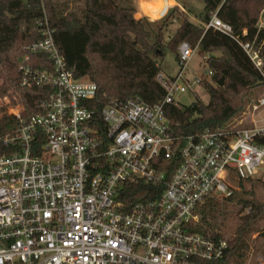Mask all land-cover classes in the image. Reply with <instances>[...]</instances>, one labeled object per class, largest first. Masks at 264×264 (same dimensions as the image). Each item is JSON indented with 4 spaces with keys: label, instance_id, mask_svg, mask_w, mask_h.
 Listing matches in <instances>:
<instances>
[{
    "label": "built area",
    "instance_id": "1",
    "mask_svg": "<svg viewBox=\"0 0 264 264\" xmlns=\"http://www.w3.org/2000/svg\"><path fill=\"white\" fill-rule=\"evenodd\" d=\"M163 0L160 18L173 5ZM232 37L260 72L264 12L252 39L234 34L217 13L204 24ZM41 38L28 47L19 69L25 88L48 91L39 113L23 119V106L10 107L17 126L0 133V264H213L229 242L197 227L210 199L235 194V183L256 176L264 164V123L241 130H206L182 144L171 134L167 106L195 91L213 72L192 80L186 69L198 47L179 45L175 75L161 71L164 98H110L98 111V85L77 76L61 53L47 16ZM247 31L244 30V35ZM41 53L51 69L29 64ZM207 60V56H202ZM255 111L264 109V97ZM264 122V120H263ZM264 174V172H263ZM163 190L152 199L130 201L131 184ZM128 198V200H127Z\"/></svg>",
    "mask_w": 264,
    "mask_h": 264
},
{
    "label": "trees",
    "instance_id": "2",
    "mask_svg": "<svg viewBox=\"0 0 264 264\" xmlns=\"http://www.w3.org/2000/svg\"><path fill=\"white\" fill-rule=\"evenodd\" d=\"M204 2L205 9L200 16L203 23H194L184 16L174 38L165 43V25L174 11L179 10L178 6L173 7L163 22L154 24L146 16H136V0H84L81 12L63 10L56 0H0V98L9 96L11 103H21L25 120L39 113V104L48 91L38 86L23 87L19 65L21 57L29 52L28 47L41 38V22L47 16L68 65L74 68L77 76H88L98 85V111L113 97L138 96L152 105L160 102L165 90L157 76L163 71L161 62L167 48L174 52L182 41H189L193 47H198L199 53H209L207 64L213 73L209 80L202 82L210 94L209 101L204 103L197 97L186 107L171 104L166 113L171 134L182 144L188 136L197 137L206 130H218L239 113L251 90L264 83V69L260 72L232 37L213 28L206 29L204 24L217 13L232 25L235 35L252 39L264 12V0ZM260 39H264V29ZM216 52L221 53L220 56H215ZM29 54V64L34 67H53L47 55ZM262 54L264 57V45ZM16 126L17 120L8 114L7 105L1 106L0 133L5 134ZM256 140L264 145V134ZM3 152L11 153L12 150L0 144V154ZM242 180L245 179L239 180V184ZM131 186L130 201L155 198L164 188L160 185L155 189L144 181ZM262 187L264 190V182ZM233 198L234 195L224 198V203L210 199L199 210L198 229L229 242L225 258L213 264H242L250 252L252 234L259 232L264 237V225L259 228L260 221L264 220V200L240 199L239 212L249 207L251 211L241 216L233 234L228 235L223 230V219L235 217L228 209ZM231 258L235 259L234 263L230 262Z\"/></svg>",
    "mask_w": 264,
    "mask_h": 264
},
{
    "label": "rangeland",
    "instance_id": "3",
    "mask_svg": "<svg viewBox=\"0 0 264 264\" xmlns=\"http://www.w3.org/2000/svg\"><path fill=\"white\" fill-rule=\"evenodd\" d=\"M60 7L64 10H72L75 9L76 11L81 12L84 7V0H56ZM137 5L140 0H136ZM179 10H175L173 13L172 18L169 22L165 25L164 28V42L169 43L173 38L174 35L179 28L184 16L190 20L198 22V24L203 23L201 19V15L205 9V2L204 0H177ZM164 4V3H162ZM162 4H143L146 12L149 16H146L151 20V22L161 23L163 20L160 18V10L162 9ZM167 4H174L173 0H168ZM174 6V5H173ZM183 12H182V11ZM138 18L142 17L138 12L136 13ZM155 18V19H154ZM199 19V20H198ZM200 21V22H199ZM159 23V24H160ZM197 47V46H196ZM175 52V53H174ZM170 50L167 48L166 54L162 59V68L166 74L175 75L179 70V65L177 63L176 56L179 53V45L176 47V50ZM221 53L216 52L214 53L215 56H220ZM202 56L209 57L210 54H201L196 52L188 64L186 69V77L188 79H193L196 76H199L207 70L208 64L207 60L203 59ZM206 79H210L207 77ZM201 99L204 103H207L210 98V94L204 85L200 87H196L195 91H188L186 93L179 94L176 97L177 102L181 107H186L191 105L196 98ZM264 97V83H261L257 87L251 90L250 95L246 96L244 101L243 108L239 111V113L230 119L224 126L220 129H230V130H241L243 128H251L254 127L256 122L259 124H263L264 120V109L255 111L254 107L258 104V100ZM11 98L9 96H5L0 98V107L3 105H7ZM20 106L23 105L21 103L11 104L10 107ZM10 107L7 106V110H10ZM264 164L262 165L260 172L249 179L242 180V184H239V181L235 183V194L232 201L228 203V209L235 215V217H229L223 219L225 223V228L223 229L226 233L233 234L234 228L238 222V220L244 214H248L251 211V207L245 209L243 212H239L241 209V203L239 202L240 199H251V200H264V190H263V182H264ZM252 191V193L248 192ZM222 203L226 202L224 199H219ZM201 218L199 212V219ZM199 222V221H198ZM264 225V220L260 221L259 228H262ZM204 228V227H203ZM251 249L249 254L245 257L242 264H264V237L259 234V232H255L252 234L250 239ZM234 258L230 259L231 263H234Z\"/></svg>",
    "mask_w": 264,
    "mask_h": 264
},
{
    "label": "crops",
    "instance_id": "4",
    "mask_svg": "<svg viewBox=\"0 0 264 264\" xmlns=\"http://www.w3.org/2000/svg\"><path fill=\"white\" fill-rule=\"evenodd\" d=\"M174 1V4L172 5H176L178 4L177 0H173ZM146 3V4H162L163 3V0H140L138 2V13L141 15V16H149V14L146 12L145 8L143 7V4ZM163 5V4H162ZM179 5V4H178ZM163 7V6H162ZM155 19V18H154ZM199 20V19H198ZM193 21V20H191ZM194 23H197L198 22H195L193 21ZM200 22V21H199Z\"/></svg>",
    "mask_w": 264,
    "mask_h": 264
},
{
    "label": "water",
    "instance_id": "5",
    "mask_svg": "<svg viewBox=\"0 0 264 264\" xmlns=\"http://www.w3.org/2000/svg\"><path fill=\"white\" fill-rule=\"evenodd\" d=\"M201 49L203 50L204 48L202 47Z\"/></svg>",
    "mask_w": 264,
    "mask_h": 264
}]
</instances>
